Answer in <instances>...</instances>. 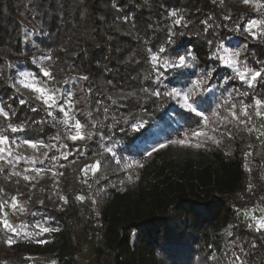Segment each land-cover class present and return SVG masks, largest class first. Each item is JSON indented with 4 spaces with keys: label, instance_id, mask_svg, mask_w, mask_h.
<instances>
[{
    "label": "trees",
    "instance_id": "1",
    "mask_svg": "<svg viewBox=\"0 0 264 264\" xmlns=\"http://www.w3.org/2000/svg\"><path fill=\"white\" fill-rule=\"evenodd\" d=\"M106 1H114L120 14ZM174 10L177 18L183 15L187 27L173 23L169 13ZM255 16L238 0H0V51L34 52L13 60L0 56V105L9 112L11 123L25 126L22 132L7 134L20 143L23 137L68 144L49 156L72 153L67 160L52 162L63 175L32 186L26 200L29 221L49 218L58 229L52 232L53 240L16 247L13 254L0 255V264H19L28 256L48 253L60 264H76L83 242L94 236L101 239L92 242L98 264H125L130 256L136 258L134 264H222L233 259V253L245 264H264V237L238 216L264 209V145L257 139L258 117L250 125L257 129L253 133L228 125L234 138L224 136L219 146L171 144L185 138L201 117L178 106L172 97L150 94L157 88L168 92L165 82L185 88L210 72V91L197 97L209 116L213 110L227 115L217 105L229 93L233 102L250 103L252 95L264 98V79L257 80L253 91L212 55L220 44L229 49L246 44L241 59L254 69L264 67V42L236 27ZM170 29L174 35L167 43ZM161 46L166 49L161 56L169 60L191 53L189 66L170 69L150 62L148 49L158 52ZM41 64L50 65L58 86L81 80L85 107L95 125L91 140L75 146L71 141H51L60 130L53 116L58 121L62 114L54 110L49 116L43 105L12 86L24 68L44 79ZM245 91L250 95H238ZM171 111L182 123L169 133L166 147L149 156L141 143ZM8 122L0 116V125ZM42 159L49 166V160ZM97 160L99 172L84 183L73 161L85 166ZM18 179L0 173V182L14 189L22 181L17 183ZM80 193L83 201L77 199ZM128 243L135 247L130 255L120 250Z\"/></svg>",
    "mask_w": 264,
    "mask_h": 264
},
{
    "label": "snow or ice",
    "instance_id": "2",
    "mask_svg": "<svg viewBox=\"0 0 264 264\" xmlns=\"http://www.w3.org/2000/svg\"><path fill=\"white\" fill-rule=\"evenodd\" d=\"M224 0H221L223 3ZM238 2L250 8L251 10L258 13L260 16H264V0H238ZM169 16L174 18L173 23L176 26L187 27V22H185L183 15H179L177 11H171ZM225 19H231L230 16H225ZM207 25V21H202ZM237 29L242 28L244 33H247L252 40L264 42V19H251L245 25L241 26L236 25ZM207 31V27L205 28ZM174 33L170 29L168 35L167 43L172 42V37ZM211 43V42H210ZM244 47H247L245 44ZM150 55V62L155 64H160L162 59L161 55L166 51L164 46H161L158 52H152L151 49H148ZM242 49H229L223 44L217 46L216 52L212 55L219 61H222L225 66L232 68L235 73V78L239 79L243 84H246L249 89L253 91L256 88V82L258 79H264V67L260 69H254L250 67L246 60L241 59ZM223 52V55L220 53ZM191 53L187 55H180L175 60L163 59V63L160 65L164 68L170 69H182L189 66V57ZM34 62L37 58H33ZM45 60L51 61L53 58L51 56H45ZM194 59V58H193ZM40 73L44 79H40L37 74L31 72H20L18 74L19 79L16 80V83L13 84V87L19 85L20 87L29 90L30 92L35 93V99L40 101L44 105V110L48 113L49 116H53V110L57 113L62 114L57 121L55 116H53L56 126L60 129L57 131L56 135L51 137V141L60 142L61 140L71 141L73 146H75L78 141H87L91 140L94 136L92 131H86V123H82L80 119H77L74 115L75 101L73 99L74 92L71 90H64L59 87V82L57 81L56 76L50 70V65L40 66ZM162 75V73H161ZM211 73H202L194 82H191V86L187 90H177L173 88L169 92H161L159 88L153 90L150 94L155 97H160L162 95L169 96L178 100L181 103V106L192 113H195L197 116L201 117L203 121V126L196 129H192L185 134V138L178 140L170 141L171 144H179L181 146L202 148L205 147L207 143L211 142L219 146L222 143V138L227 136L229 139H233V132L228 128V125H234L237 128L243 126L244 130L248 133H253L257 131L256 128L251 127L250 125L253 122L254 117H260L264 119V98L259 95H252L251 102L246 103L243 99L233 102L232 93L228 94V97L223 100L221 104L217 105V108H224L227 115L221 116L219 111L213 110L211 116L206 115L204 111L198 110L200 101L197 97H201L205 92L210 91L209 80ZM80 79L87 80V76H82ZM159 79V77H158ZM19 91V88L17 89ZM145 92H148V89H144ZM239 96L247 97L250 95L248 91L238 93ZM21 104L26 103L23 99L20 101ZM70 109L72 111H70ZM36 111L35 108L32 109ZM14 115V113L12 114ZM91 115V113H89ZM0 116L4 120L9 121L7 124L0 125V173H5L7 178L18 177L24 181L32 183L36 177H42L44 173H51L53 177L62 176L63 173H59L55 170V163L61 159L67 160L71 151L61 152L59 156L53 154L49 156V152H52L55 148L62 147L67 149L68 144L63 143H44L43 141H34L30 139H24L22 143L18 142L15 139L10 138L7 133H17L25 130L23 124H13L11 123V116L8 111L5 110L4 106L0 105ZM217 118V119H213ZM200 122L198 121V124ZM62 126V127H61ZM95 126V125H93ZM142 125H136L139 127ZM264 128V125H261ZM264 136V131H261L257 136V139L260 140V137ZM264 145V140L260 141ZM161 148L166 147V145L161 144ZM251 147V145H249ZM20 148H30L33 150V155L25 157L21 152L19 155L14 157V160L6 159L5 153L8 157H12L13 153ZM43 150V151H41ZM156 149H153L155 151ZM105 151L108 153L112 152L111 148H105ZM78 155H83L80 149H77ZM151 152L148 153L151 156ZM251 155V153H246ZM41 156L48 159L50 164L49 166H43L44 160L41 159ZM21 160H27L30 164L35 165L39 163L42 165L38 168H24L22 170H17V164ZM74 162V161H73ZM130 166V165H129ZM142 166V165H141ZM10 167V171L6 169ZM63 167V165H61ZM101 167V162L99 160L95 161L93 164L85 165L80 169V172L87 176L89 172L92 175H96ZM250 171V169H249ZM35 173V175H32ZM19 179L17 183H19ZM84 183H87V180H84ZM35 187V184H33ZM253 186L250 184L248 186V191H252ZM0 193H3V189H0ZM62 200L65 197H60ZM78 200L83 201L85 197L78 196ZM264 201V197L261 198ZM43 204V201H40ZM8 209V211H6ZM26 209L20 204L17 196H11L8 199L0 196V228H2L6 233L11 235H20V229H18L8 218L9 211L13 214L16 212H24ZM264 211V209H262ZM245 216H248V212H244ZM252 222L248 224L249 229H254L256 232H264V217L251 216ZM35 228H38L39 231L34 234L39 236L42 233H49L58 231V229L43 227L37 223ZM26 235H33L29 232ZM38 243H46L47 241H37ZM6 243L11 246L15 241L9 237ZM255 247V244L252 245ZM243 252V249H241ZM246 255V254H245ZM227 256V253H225ZM215 259V257H213ZM227 264H245L244 260L240 255L233 253V259L228 260Z\"/></svg>",
    "mask_w": 264,
    "mask_h": 264
},
{
    "label": "rangeland",
    "instance_id": "3",
    "mask_svg": "<svg viewBox=\"0 0 264 264\" xmlns=\"http://www.w3.org/2000/svg\"><path fill=\"white\" fill-rule=\"evenodd\" d=\"M106 4L113 11L120 14L121 11L117 7V5L115 4L114 1H106ZM253 19H264V16H260L257 13V16H255ZM82 26L84 27L85 24H83ZM239 48L242 49V51H241V54H242L246 51L247 47H244V44H243ZM32 54H34V52L14 53V52H8V51H0V56L6 57V58L12 59V60L13 59H20V58L27 56V55L31 56ZM163 59H168V58L162 57L160 64H157V65H161L163 63ZM20 72H31V73H33L31 70H28L25 68L19 70L18 74ZM18 74H17V79H19ZM180 77H181V75H177V78H180ZM197 78L198 77L194 78V80L192 82H194ZM75 83H76V85L73 84L72 80H68V81H64L62 86H59V87L63 88L64 90H71L74 92L73 99L76 102L75 103V109H74V115L77 119H80L82 123H86V129H85L86 131H92V129L94 127L93 126L94 122H93L92 118L90 117V115L87 112L86 107H85V104H86L85 100L86 99H85V94L83 91V85L81 83V80H79V79H77L75 81ZM165 85L168 86V92L171 91L173 88H175L177 90L183 89L186 91L187 88L191 86V82L185 88L182 87V85H180L179 83H177L176 85H169V83L165 82ZM15 88L16 89L19 88V92L23 93L26 97L30 98L36 104L43 105L40 101L35 99V93L30 92L29 90L24 89V88L20 87L19 85H17ZM173 99L175 100V103L178 106L182 107L181 103L178 102L177 99H175V98H173ZM185 110H187V109H185ZM198 110L204 111L205 114L208 115L206 109L202 105L198 106ZM70 111H72V110L70 109ZM181 123H182V119L180 117H178L174 111L169 112L164 120L157 122V124L150 130L149 137L141 143L143 152L148 153V152L152 151L153 149L160 148L161 144L167 145L169 143V133H171L173 131L174 127H179ZM261 125H264V119H261L260 117H258L259 133L261 131H264V128H262ZM202 126H203V121L201 119L200 123L197 124L194 127V129H196L198 127H202ZM24 139L25 138L21 137V143L23 142ZM260 139L264 140V136L260 137ZM39 141H41V140H39ZM78 142H85V141H78ZM21 152L24 154L25 157L33 155V150L30 148H20V153ZM20 153L14 152L12 157H8L7 153H5V157H6V159L14 160V157L16 155H19ZM41 159H42V156H41ZM72 164L75 165L79 170L84 167V166H81L80 163L77 161H74ZM90 164H93V163H90ZM90 164H87V165H90ZM41 166L42 165H40L39 163L32 165L27 160H21L17 164L16 167H17V170H22L24 168H38ZM43 166H45V165H43ZM32 175H35V173H32ZM51 178H52L51 173H44L42 177H36V179L33 180L32 183H29L27 181L22 180L18 184L17 188H15V189L12 186L5 185V184L0 182V189H3V193H0V196H2L5 199L10 198L11 196H17L20 204L26 209L24 212H16L15 214H13L11 211H9L8 218L18 229H20V235H11L9 233H6L2 228H0V255L1 256L11 255V254L7 253V249L5 248V246L8 245L6 243V241L9 239L10 236L15 241V243H13L11 245L12 247H22L23 245H26V244H29V245H45V244L50 243L53 240L52 232L42 233L39 236L34 234L35 232L39 231L38 228L34 227L37 223H39L43 227H49V228H53V227L50 223L49 218L37 220L35 223H32L31 221H29L28 218L31 214H30V211L27 209V205H26V200L28 199V196H29L28 191L33 186V184H38V183H42L45 181H50ZM83 178H84V180H87V184H89L92 180V173L89 172L87 176L83 175ZM83 195H84V193H80V196H83ZM56 197H58V196H56V195L53 196L54 199ZM6 211H8V209H6ZM248 213H249L248 216H245L244 212H242L238 215L239 218L243 219L246 222V225H248L249 223L252 222L251 216H253V215L257 216V217H264V212L258 211L256 209H253V210L249 211ZM29 232L33 233V235H31V236L26 235V233H29ZM259 234L264 237V232H259ZM40 240L47 241V242L46 243H38L37 241H40ZM93 241L101 243V239L98 236H94L93 238L84 241L81 249L78 251V253L76 255V264H98V256L93 249V244H92ZM134 249H135V247L132 245V243L125 244L120 248V250L124 254H127V255H130ZM134 263H136V258H134L133 256H130L129 260L127 262H125V264H134ZM19 264H60V263L55 261L53 259V256L48 253L44 256H28L25 258L24 261H21ZM222 264H227V262L222 263Z\"/></svg>",
    "mask_w": 264,
    "mask_h": 264
},
{
    "label": "built area",
    "instance_id": "4",
    "mask_svg": "<svg viewBox=\"0 0 264 264\" xmlns=\"http://www.w3.org/2000/svg\"><path fill=\"white\" fill-rule=\"evenodd\" d=\"M77 26H79V25H77ZM5 248L7 249L8 254H13L16 251V247H12L9 245L5 246Z\"/></svg>",
    "mask_w": 264,
    "mask_h": 264
}]
</instances>
